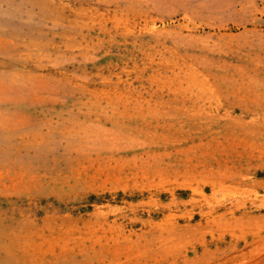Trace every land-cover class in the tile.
Listing matches in <instances>:
<instances>
[{
  "label": "rangeland",
  "instance_id": "rangeland-1",
  "mask_svg": "<svg viewBox=\"0 0 264 264\" xmlns=\"http://www.w3.org/2000/svg\"><path fill=\"white\" fill-rule=\"evenodd\" d=\"M263 190L264 0H0V264H264Z\"/></svg>",
  "mask_w": 264,
  "mask_h": 264
},
{
  "label": "crops",
  "instance_id": "crops-1",
  "mask_svg": "<svg viewBox=\"0 0 264 264\" xmlns=\"http://www.w3.org/2000/svg\"><path fill=\"white\" fill-rule=\"evenodd\" d=\"M260 176H261V174H260ZM253 179H255V178H254L253 170H251V171L245 172V174L240 173L239 176L236 178V183L245 186V185H248L249 182H251V183H253L254 181L258 182L257 180H253ZM257 179L259 180L261 178L260 177H257ZM247 180H249V181H247ZM257 193L262 194L261 193V190H258Z\"/></svg>",
  "mask_w": 264,
  "mask_h": 264
},
{
  "label": "trees",
  "instance_id": "trees-1",
  "mask_svg": "<svg viewBox=\"0 0 264 264\" xmlns=\"http://www.w3.org/2000/svg\"><path fill=\"white\" fill-rule=\"evenodd\" d=\"M91 198H93V196L89 197V198H88V200L90 201V200H91Z\"/></svg>",
  "mask_w": 264,
  "mask_h": 264
}]
</instances>
